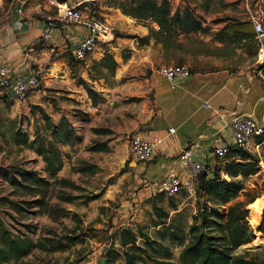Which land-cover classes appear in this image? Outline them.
Segmentation results:
<instances>
[{
    "label": "crops",
    "instance_id": "crops-1",
    "mask_svg": "<svg viewBox=\"0 0 264 264\" xmlns=\"http://www.w3.org/2000/svg\"><path fill=\"white\" fill-rule=\"evenodd\" d=\"M5 1L0 0V64L8 67L13 76L24 80L32 76L34 68L42 67L44 90L32 93L26 101L15 99L11 89L0 93V124L6 120H21L32 105L45 110L54 104L61 106V113L56 112L54 116L55 122L63 115L68 116L77 130V139L62 146L68 156L58 179L72 181L84 192L91 189L90 195L102 193L79 207L73 202L83 200L84 195L71 193L75 197L72 202H62L68 211L74 212L77 207L79 213L97 215L101 206L119 199L122 203L117 208L116 218L117 215L121 219L132 215L137 202L157 193V185L171 169L186 176L180 169L178 157L184 149L191 147L195 158L211 168L217 161L214 147L232 143V118L238 114L261 118L264 112V68L255 66L258 62L255 57L252 63L238 64L229 54H218L214 48L226 46L227 41L214 40L210 35L230 25L236 38V51L247 49L244 43L247 38L242 40V35L250 36L256 43L250 18L258 15L264 23V0L174 2L183 3L179 8L182 16L191 11L195 21L210 31L186 33L179 30V35L173 36L176 43H164L153 37L145 45H140L138 38L114 36L109 49L119 65L113 76L116 83L112 84L103 83L102 79L92 82L89 76L93 62L102 58L103 50L90 54L89 61L88 58L82 62L74 59V49L87 34L83 26L64 25L54 31L51 40L37 43L47 19L55 16V7L47 0H26L25 3L15 0L11 6ZM64 1L74 5L82 3L84 8L95 6L112 30L140 37L150 33L148 26L125 15L117 5L108 3L109 0ZM154 25L152 27L159 29L157 24ZM193 34L203 41H200V48L190 50L188 40ZM207 35L214 41L204 43L209 40L205 38ZM125 49L133 54V62L117 58L116 54L121 55ZM177 54L179 58L171 61L189 65L192 74L180 80L178 88L172 89L169 81L160 74L159 65ZM71 57L77 64L70 63ZM148 69L151 70L149 74ZM128 74L139 78L121 82ZM80 77L90 81L104 99L93 103L86 88L77 83ZM62 97L66 100L61 101ZM68 111L75 116L66 114ZM171 127L176 128L174 135L168 132ZM96 128L104 130L96 132ZM137 132L149 137L161 136L164 142L155 147L149 161L140 162L132 157L136 165L123 167L128 156L126 146L130 153L128 138ZM97 142L103 145L102 150L88 149ZM32 158H38L42 165L29 163L32 165L26 168L41 171L44 167L42 157L35 153ZM85 163L93 166L78 171L77 168ZM113 176L116 179L108 182ZM80 178L89 183H82Z\"/></svg>",
    "mask_w": 264,
    "mask_h": 264
},
{
    "label": "trees",
    "instance_id": "trees-1",
    "mask_svg": "<svg viewBox=\"0 0 264 264\" xmlns=\"http://www.w3.org/2000/svg\"><path fill=\"white\" fill-rule=\"evenodd\" d=\"M172 4L170 0H126L121 2L118 7L125 15L138 21L150 20L159 25V29L150 27V33L146 36L128 35V37L138 38L140 45L147 44L153 37L156 40L164 41V43H176L173 36L179 30L186 33L198 30L210 31V28L203 27L200 22L195 21L191 11H186L183 16L179 9L173 12ZM245 36L246 34L242 35V40L247 38ZM215 38L222 42L236 41L234 30L230 25L219 30L215 34ZM118 65L114 54L105 51L102 58L99 61H94L91 66L89 72L91 81H100L105 78L106 72L114 76ZM261 68H264V65ZM78 83L86 88L93 103L104 99L103 95L93 88L90 81L80 77ZM37 108L46 123L43 133L38 131L31 138L21 129L12 128V140L16 145L29 148L41 156L45 163L44 167L39 171L16 165L0 166V175L12 188L9 194L0 197V200L7 209L16 212L19 216L31 212L34 207L42 211L49 209L47 193L53 182L59 180L64 184H72L69 180L58 179V173L63 168L67 155L62 146L74 143L77 139V130L66 116H62L58 122H55L44 108ZM102 130L104 129H95L96 132ZM0 135L4 137L5 134L0 133ZM256 141L264 144V134L257 137ZM88 149L99 151L103 149V145L97 142L89 146ZM223 158L225 162L222 168L215 167L211 172L209 165H205V170L198 174L197 190L201 194H205L207 199L195 216L196 221L189 228V238L186 236L185 228L175 222V219L170 216V212L156 203L159 200H164L167 194L156 193L148 199L153 204L156 216L154 225L161 226L157 230V234L162 239H170L183 246L180 262L172 260L173 253L170 248L161 243L157 244V240L152 239L142 228L134 230L131 227H124L118 233L122 250L120 251L112 245L106 251V264H114L121 257L124 258L126 264H149V261L156 264H260L256 259L236 253L241 245L248 243L253 238V231L247 223L246 212L242 209L241 204L235 203L228 206L227 204L244 191L245 180L259 172L261 160L248 149L237 146L230 147L228 154ZM89 166L84 165L77 170L83 171ZM17 193L31 194L36 198H13L12 196ZM98 197L99 194L91 195L87 202ZM61 199L72 201L74 197L67 195ZM169 203L170 207L176 209V204L171 201V198H169ZM208 203L213 206H208ZM12 212L7 211V214L17 220L26 230H22L16 225L13 230L8 225L6 217L0 215V264H28L24 262V258L35 249L48 252L65 250L82 242L87 236L86 232L76 234L72 231L73 233L61 236L54 234L50 237H43L40 235L34 239L31 234L37 233L36 226L22 223L16 219ZM62 212L64 215L68 214L66 210ZM197 220H200L199 224ZM258 230L263 232L264 236V215ZM140 238L163 255H155L149 249L139 245Z\"/></svg>",
    "mask_w": 264,
    "mask_h": 264
},
{
    "label": "rangeland",
    "instance_id": "rangeland-1",
    "mask_svg": "<svg viewBox=\"0 0 264 264\" xmlns=\"http://www.w3.org/2000/svg\"><path fill=\"white\" fill-rule=\"evenodd\" d=\"M126 0H109L108 3L119 5L121 2ZM161 1V0H159ZM106 2V1H105ZM5 3L7 6H11L15 3V0H6ZM183 3H173V9L176 7V10L182 6ZM98 9L95 6H90L87 10ZM99 12V11H98ZM194 12V10H193ZM141 24L148 26L149 28L155 26L154 23L150 20L148 21H138ZM158 25V24H157ZM159 26V25H158ZM157 28V27H156ZM221 30V29H220ZM219 31V30H218ZM211 32L210 35H213V39L216 40L215 34L218 32ZM114 36L124 35L128 36L127 32L120 31L117 29L113 30ZM179 34H175L174 38ZM210 35L205 36V38H209L208 42L214 41L210 38ZM199 36L193 34L191 39L188 40V48L190 50H194L197 47H201V42L203 41ZM116 43V39L114 40ZM226 46H220L214 48L218 54L227 53L229 56L233 57L238 64H246L258 61L257 59V45L249 36L247 37L246 47L247 49H242V51L237 52L236 46L237 43L228 40L226 42ZM214 44V43H213ZM248 44V45H247ZM115 45H113L114 47ZM105 50L109 49L108 45H103ZM116 51V50H115ZM97 52V51H96ZM99 52V51H98ZM117 52V51H116ZM105 53V52H104ZM96 54V53H94ZM114 54V53H113ZM117 58H122L124 61L133 62V54L129 49H125L121 51V55L116 54ZM91 55H89L87 61ZM173 58L178 59L179 55H171L167 58L168 61L164 62V64H172V63H182V62H173L171 61ZM71 64H77L74 59L70 58ZM94 63V62H93ZM93 66V64H92ZM162 65H159V68ZM255 66H262L259 62L256 63ZM148 74L151 73V70L148 69ZM192 71V70H191ZM139 78L137 75L128 74L124 77L121 82H126L131 79ZM77 79V83H78ZM103 83H116L113 76L106 72L105 78H102ZM66 97L60 98L61 101L66 100ZM205 106V105H204ZM207 106V105H206ZM36 107V108H35ZM39 106L32 105L31 110L28 112L26 116H24L21 120L10 121L6 120L0 124V133H4V137L0 135V166H8V165H16L18 167H30L29 163H33L35 165H42L39 162V159L32 158L35 153L26 147H21L16 145L12 140V128L13 129H21L23 132L27 133L31 138L35 136V134L40 131L43 133L46 123L39 109ZM209 108V107H208ZM61 106H57L54 104L53 107L48 108L46 110L51 118L55 121L54 116L56 112L61 113ZM66 114L69 116H75L74 113L68 111ZM66 116V115H63ZM68 119L69 117L66 116ZM129 140V138H128ZM234 142V138L232 136V143ZM256 142V141H255ZM126 148L127 160L126 163H129L132 160V156L128 151V146ZM130 149V146H129ZM252 153L256 154L261 162H260V170L255 175L249 176L245 180V189L241 192L232 202L228 205L240 203L242 209L246 212V220L247 223L253 231V238L246 244L241 245L237 250V254L244 255L248 258L256 259L260 264H264V236L263 232L259 231L258 228L262 222V218L264 215V144L256 150L252 146ZM66 153V152H65ZM68 155H66L67 157ZM65 157V158H66ZM43 159V158H42ZM44 161V160H43ZM225 159L222 157H218L214 166L211 167V172L215 167L222 168L224 166ZM45 165V163H44ZM84 165H88L85 163ZM82 165V166H84ZM81 166V165H80ZM93 165H90L91 168ZM128 167L129 164H126ZM134 166V164H132ZM124 167V166H123ZM42 169V168H41ZM40 171V170H39ZM124 171V170H122ZM221 173V171H219ZM223 176V173H222ZM116 179L115 176L108 179V182H113ZM82 183L88 184L87 180H83L80 178ZM87 181V182H86ZM72 182V181H71ZM12 190L9 187L8 182L0 175V197L7 196L9 192ZM87 192L81 187H78L72 182L71 185L64 184L61 181H55L48 188L47 199L49 202V209L39 210V208L34 207L31 209V212H27L24 215L17 214L16 212H12L6 208V205L3 204L0 200V215L6 217V221L10 227L14 230V225L20 227L22 230H26L25 227L21 226L17 220L13 219L7 214V211H11L16 219L20 220L22 223H29L36 226L37 233L31 234L34 239H37L41 236H52L54 234L64 235L67 233L76 232V234H81L83 232L87 233V236L84 237L82 242H78L72 245L70 248L60 251L48 252L42 249H35L30 255L24 258V262L28 264H100L101 258L106 259V251L114 245L120 251L122 250L120 245V239L118 233L124 227H131L134 230L138 228H142L143 231L147 232L152 239L157 240V244L161 243L170 248L172 251V260L176 262H180V254L183 246H180L170 239H162L158 234L157 230L161 227H156L154 225V221L156 220V216L153 211V204L150 200H142L137 202L138 204L133 208L132 215L126 216L121 219L118 215L116 218V213L118 212L117 208L121 205L122 201L119 199L109 202L107 206H101L99 209V214L88 216L85 212L79 213L78 208L87 202L88 197L91 196L88 191H92L91 189H85ZM79 193V195H84L83 200H77L73 202L76 205V210L74 212L68 211L64 209L63 203L64 200L61 197L70 195L71 193ZM99 197L102 194L98 193ZM94 195V194H93ZM15 199H35L31 194H21L17 193L12 196ZM74 197V196H73ZM75 198V197H74ZM78 198V197H76ZM81 198V197H79ZM169 198L176 204V209L170 207ZM207 197L205 194H201L197 190V183H195L194 190L183 191L178 195H167L164 200H159L156 203L158 205L163 206L170 212V216L175 219V222L178 225H181L185 228V233L187 238H189V228L196 221L195 216L198 214L200 208L205 203ZM70 202V201H68ZM72 202V201H71ZM208 206L212 207L213 205L208 203ZM221 209V208H220ZM66 210L68 214L64 215L62 211ZM65 212V213H66ZM87 222V223H86ZM197 223H200V220H197ZM72 232V233H73ZM151 239V240H152ZM139 245L142 247L149 249L153 254L162 256L163 254L155 251L151 244L146 243L142 238L138 241ZM114 264H126L123 257L119 258L114 262ZM149 264H156L153 261H149Z\"/></svg>",
    "mask_w": 264,
    "mask_h": 264
},
{
    "label": "built area",
    "instance_id": "built-area-1",
    "mask_svg": "<svg viewBox=\"0 0 264 264\" xmlns=\"http://www.w3.org/2000/svg\"><path fill=\"white\" fill-rule=\"evenodd\" d=\"M47 1L55 7L56 13L54 17L47 19L37 43L51 40L56 29L64 25L75 24L83 26L87 30V34L73 51L75 60L85 61L90 54L98 50L111 52L110 49L105 50L103 45L109 46L112 43L114 39L113 30L105 17L96 9L87 10L82 3L74 5L64 0ZM170 1L174 3L183 0ZM22 2L25 3L26 0H22ZM250 20L255 33L257 59L260 64L264 65V23L258 15L251 16ZM159 72L169 81L172 89L178 88L179 81L189 78L192 74L189 65L178 63L164 64L159 68ZM42 73L43 68L36 67L32 76L24 80L18 76H13L8 67L0 64V93L6 89H11L15 99L26 101L32 93L43 92ZM205 105L210 106L209 103ZM230 125L234 142L229 145L214 147L213 153L216 157H225L232 146L245 148L251 152H253L252 146L259 150L262 143H257L256 139L264 134V112L261 118L246 114L235 115ZM168 132L170 135H174L176 128L171 127ZM163 142L164 139L161 136L149 137L140 132L133 133L129 136L130 153L135 160L147 162L153 157L155 147L163 144ZM178 157L180 169L186 176H181L179 170L171 169L168 175L157 185V193L178 195L186 190H194L198 174L205 170V164L195 158L191 147L184 149Z\"/></svg>",
    "mask_w": 264,
    "mask_h": 264
},
{
    "label": "water",
    "instance_id": "water-1",
    "mask_svg": "<svg viewBox=\"0 0 264 264\" xmlns=\"http://www.w3.org/2000/svg\"><path fill=\"white\" fill-rule=\"evenodd\" d=\"M126 164H129V165H131L132 166V164H134V165H136V162H134V161H131V162H129V163H123V166H126ZM100 264H106V259L103 257V258H101V261H100Z\"/></svg>",
    "mask_w": 264,
    "mask_h": 264
}]
</instances>
